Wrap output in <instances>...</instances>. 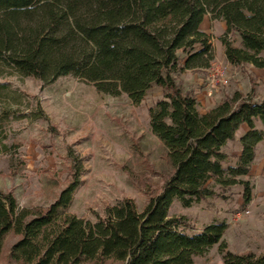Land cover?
I'll return each instance as SVG.
<instances>
[{
	"label": "trees",
	"instance_id": "obj_1",
	"mask_svg": "<svg viewBox=\"0 0 264 264\" xmlns=\"http://www.w3.org/2000/svg\"><path fill=\"white\" fill-rule=\"evenodd\" d=\"M206 15L225 23L221 41L231 65L264 68V0H0L4 74L44 84L72 75L134 103L161 87L163 97L149 108L150 126L174 167L142 211L126 199L93 220L67 212L74 179L44 211L20 208L12 193L0 191V256L13 232L20 237L9 252L15 264H194L217 244L222 264H264V254L227 249L225 221L192 233L180 228L182 217L169 216L175 199L191 207L217 195V187L239 185L249 204L253 184L244 178L264 142V98L236 91L201 113L196 95L177 84V75L207 70L215 60L211 37L201 29ZM242 124L248 130L240 154L227 164L224 147Z\"/></svg>",
	"mask_w": 264,
	"mask_h": 264
},
{
	"label": "rangeland",
	"instance_id": "obj_2",
	"mask_svg": "<svg viewBox=\"0 0 264 264\" xmlns=\"http://www.w3.org/2000/svg\"><path fill=\"white\" fill-rule=\"evenodd\" d=\"M202 28L211 37L215 60L208 70L177 75V84L194 94L205 89L215 100L250 90L260 100L264 70L257 74L249 64L227 62L221 51L226 30L222 21L206 15ZM231 40L240 45L236 34H231ZM218 69L224 71L228 84L210 83V73ZM163 94L161 87L154 86L140 103H134L124 93H100L72 75L44 84L33 77L4 74L0 68V191L12 193L20 208L44 211L74 179L78 186L67 208L69 214L93 220L126 199L142 211L174 173L167 148L150 126L149 108ZM198 108L205 107L198 102ZM257 126L262 127L259 120ZM235 149V142L225 149L230 155L227 164H234ZM244 179L253 184L252 200L246 206L239 185L217 187V195L191 207L175 199L169 216L182 217L185 226L180 228L192 233L213 221H225L223 240L229 251L264 254L263 185L250 176ZM19 238L13 232L7 234L0 264H15L9 252ZM222 263L218 244L194 258V264Z\"/></svg>",
	"mask_w": 264,
	"mask_h": 264
},
{
	"label": "crops",
	"instance_id": "obj_3",
	"mask_svg": "<svg viewBox=\"0 0 264 264\" xmlns=\"http://www.w3.org/2000/svg\"><path fill=\"white\" fill-rule=\"evenodd\" d=\"M205 18H206V16H205ZM205 18H204V20H203V22H202V24H201V29L204 31V29L202 28V26H203V23H204V21H205ZM224 23V22H223ZM225 24V23H224ZM225 27H226V25H225ZM208 34V33H207ZM209 35V34H208ZM221 51H222V53H223V56L225 57V53H224V46L222 45L221 46ZM225 59H226V57H225ZM228 62V61H227ZM229 63V62H228ZM230 64V63H229ZM231 65V64H230ZM232 66H234V65H232ZM249 66H250V69L254 72V73H257L258 74V72H259V70H264V68L263 69H261V68H256V67H254V66H252V65H250L249 64ZM201 71H205V70H201ZM203 91V93H196L195 95H196V98H197V100H198V102H200L202 105H203V107H205V108H203V109H201V110H199L201 113H204V112H206L208 109H210V108H212V107H214V106H216L218 103H220L222 100H221V98L220 99H218V100H215L214 99V97H212V96H210V93H205L204 91H205V89L204 90H202ZM236 92V91H235ZM240 92V91H239ZM252 93L253 92V90H250L248 93ZM248 93H242V94H244V95H246V94H248ZM231 94L233 95L234 93H229V96L231 97ZM254 94V98L255 99H257V96H255L257 93H253ZM258 95H259V93H258ZM264 98V95H262V96H260L259 95V99L261 100V99H263ZM248 130V126H247V124H242L240 127H239V129L236 131V134H235V139L234 140H232V141H229L228 143H227V145L224 147V151H225V149L227 148V146L230 144V143H232V142H235V144H236V149H235V151L234 152H232V154L231 155H234V156H236V155H239L240 154V151H241V144H239V139H240V137L244 134V132H246ZM251 177V178H253V179H255V181H256V184L257 183H261V185H263L262 186V188H261V190H260V196L261 195H263L264 196V142H260V143H258L257 144V147H256V157H255V160H254V163L252 164V166H251V170H250V173H249V175H248V177ZM258 186V185H257Z\"/></svg>",
	"mask_w": 264,
	"mask_h": 264
},
{
	"label": "built area",
	"instance_id": "obj_4",
	"mask_svg": "<svg viewBox=\"0 0 264 264\" xmlns=\"http://www.w3.org/2000/svg\"><path fill=\"white\" fill-rule=\"evenodd\" d=\"M209 81L211 84H228V79L224 77V71L221 69L215 70V72H211L209 75Z\"/></svg>",
	"mask_w": 264,
	"mask_h": 264
}]
</instances>
